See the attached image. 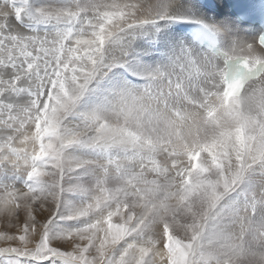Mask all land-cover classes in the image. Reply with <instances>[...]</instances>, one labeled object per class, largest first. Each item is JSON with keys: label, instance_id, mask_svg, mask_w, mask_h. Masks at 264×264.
<instances>
[{"label": "snow or ice", "instance_id": "1", "mask_svg": "<svg viewBox=\"0 0 264 264\" xmlns=\"http://www.w3.org/2000/svg\"><path fill=\"white\" fill-rule=\"evenodd\" d=\"M0 264H264V4L0 0Z\"/></svg>", "mask_w": 264, "mask_h": 264}, {"label": "bare ground", "instance_id": "2", "mask_svg": "<svg viewBox=\"0 0 264 264\" xmlns=\"http://www.w3.org/2000/svg\"><path fill=\"white\" fill-rule=\"evenodd\" d=\"M201 3H212V4H227V5H243L249 8L252 4H257L259 0H200ZM230 11L232 10L231 8L229 9ZM190 30H196L198 28L197 25L195 24H190L189 26Z\"/></svg>", "mask_w": 264, "mask_h": 264}]
</instances>
